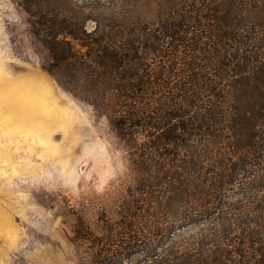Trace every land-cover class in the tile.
Masks as SVG:
<instances>
[{
    "label": "trees",
    "instance_id": "16d2710c",
    "mask_svg": "<svg viewBox=\"0 0 264 264\" xmlns=\"http://www.w3.org/2000/svg\"><path fill=\"white\" fill-rule=\"evenodd\" d=\"M20 2L128 152L92 264H264V0Z\"/></svg>",
    "mask_w": 264,
    "mask_h": 264
},
{
    "label": "rangeland",
    "instance_id": "374dc122",
    "mask_svg": "<svg viewBox=\"0 0 264 264\" xmlns=\"http://www.w3.org/2000/svg\"><path fill=\"white\" fill-rule=\"evenodd\" d=\"M48 61L20 0H0V264H92L130 181L123 142Z\"/></svg>",
    "mask_w": 264,
    "mask_h": 264
}]
</instances>
